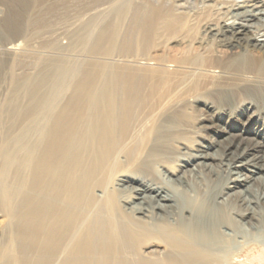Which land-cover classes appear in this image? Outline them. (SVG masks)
Instances as JSON below:
<instances>
[{
  "label": "bare ground",
  "instance_id": "6f19581e",
  "mask_svg": "<svg viewBox=\"0 0 264 264\" xmlns=\"http://www.w3.org/2000/svg\"><path fill=\"white\" fill-rule=\"evenodd\" d=\"M127 1L113 9L116 31ZM190 1L135 0L129 22L171 32ZM109 2L79 8L104 13ZM200 3L225 17L207 22L208 42L200 36L191 52L190 28L170 37L178 58H49L35 74L14 167L0 171L11 186L0 196L10 264H232L245 248L264 250V0ZM188 73L208 78L204 93Z\"/></svg>",
  "mask_w": 264,
  "mask_h": 264
},
{
  "label": "rangeland",
  "instance_id": "374dc122",
  "mask_svg": "<svg viewBox=\"0 0 264 264\" xmlns=\"http://www.w3.org/2000/svg\"><path fill=\"white\" fill-rule=\"evenodd\" d=\"M44 1L42 0V4L48 3L52 5V8L39 10L37 7L40 3L39 0H0V22H7L10 18L15 21L10 27L0 29V171L7 164L14 167V154H18V152L17 145H12L11 140L18 132L20 114L30 108L28 95L33 86V78L38 71L46 66L49 58H59L76 64L83 61V63L92 65L98 61L101 64L105 62L116 65L114 58L117 56H139L155 52H159L167 60L178 58L184 48L173 39L170 40V37H177V35L183 34L186 28H190L188 38H192V44L188 46L187 50L191 52L195 46V40L200 36L204 38L203 41L208 42V34L205 31L207 22H218L225 17V14L214 12L216 7L213 5L200 8L201 0H191L189 12L186 15L177 14L178 16L173 17L172 25L170 24L171 32L161 30L162 32H159L158 35H153L146 30L144 21L137 22L136 26L131 21L129 22L131 12H133L131 11L133 5L130 6V3L133 4L135 0L127 1L126 11H130L127 12L128 19L118 31L113 25V9L126 0H111L105 4L109 8L104 13L85 12L79 8L81 4L92 0ZM223 1L227 6L242 0ZM207 4L212 3L208 2ZM168 5L172 6L173 4ZM90 19H92V24L83 26ZM177 26L180 27L179 30L176 28ZM10 44L17 47L16 51L7 50ZM208 49L211 50V48ZM117 67L120 66L117 64ZM184 76L186 79L191 77V83L196 86V90L204 93L203 88L208 78L196 77L197 75L191 76L189 73ZM192 80H195V83ZM75 82L74 79L73 82L67 84L63 90L64 94L70 93ZM170 86L172 87V85ZM170 86L169 88H171ZM169 88L165 89L170 91ZM167 90L165 91L167 92ZM26 120L28 122L30 116ZM171 163L174 165L173 162ZM0 181L2 189L0 196L2 201L6 202L5 192H9L11 188L8 185L9 178ZM26 190L25 184L21 192ZM4 211L6 212V206ZM225 218L227 221L231 220L228 215ZM2 228L0 264H10L8 257L17 256L15 244L9 240L5 242L4 233H6L8 225L5 223ZM238 228L242 232L254 234L256 232L255 229L241 225ZM251 248H245L240 255L242 260L232 264H264V250L262 251L259 245ZM260 249L259 254L257 251Z\"/></svg>",
  "mask_w": 264,
  "mask_h": 264
}]
</instances>
